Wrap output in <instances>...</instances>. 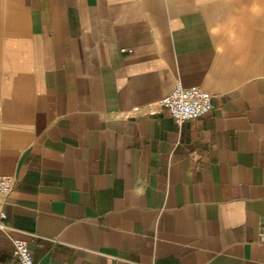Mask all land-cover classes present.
<instances>
[{
  "label": "crops",
  "instance_id": "0c3cea01",
  "mask_svg": "<svg viewBox=\"0 0 264 264\" xmlns=\"http://www.w3.org/2000/svg\"><path fill=\"white\" fill-rule=\"evenodd\" d=\"M1 175L0 264H264V0H0Z\"/></svg>",
  "mask_w": 264,
  "mask_h": 264
},
{
  "label": "built area",
  "instance_id": "2783aa9c",
  "mask_svg": "<svg viewBox=\"0 0 264 264\" xmlns=\"http://www.w3.org/2000/svg\"><path fill=\"white\" fill-rule=\"evenodd\" d=\"M212 97L210 92L200 86H185L177 80L172 92L161 98L158 104L162 108H167L176 123L181 125L185 121L194 120L209 113L213 108ZM15 182L14 176H0V229L5 232L10 229L5 205ZM12 241L13 253L19 264H36L27 240L12 237Z\"/></svg>",
  "mask_w": 264,
  "mask_h": 264
}]
</instances>
